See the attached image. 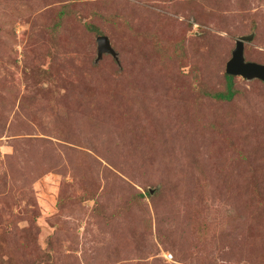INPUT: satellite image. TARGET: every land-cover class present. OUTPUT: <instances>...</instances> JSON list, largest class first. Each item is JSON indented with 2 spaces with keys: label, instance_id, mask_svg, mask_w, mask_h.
I'll use <instances>...</instances> for the list:
<instances>
[{
  "label": "rangeland",
  "instance_id": "rangeland-1",
  "mask_svg": "<svg viewBox=\"0 0 264 264\" xmlns=\"http://www.w3.org/2000/svg\"><path fill=\"white\" fill-rule=\"evenodd\" d=\"M242 35L264 64V0H0V264H264Z\"/></svg>",
  "mask_w": 264,
  "mask_h": 264
},
{
  "label": "water",
  "instance_id": "water-1",
  "mask_svg": "<svg viewBox=\"0 0 264 264\" xmlns=\"http://www.w3.org/2000/svg\"><path fill=\"white\" fill-rule=\"evenodd\" d=\"M252 35H242L235 41V46L231 52V57L225 64V72L231 76H241L245 79L257 78L264 82V64L255 61H246L244 58V42L249 41ZM97 43V58H100L103 53H109L116 58V52L111 47L110 41L106 35H98Z\"/></svg>",
  "mask_w": 264,
  "mask_h": 264
},
{
  "label": "trees",
  "instance_id": "trees-1",
  "mask_svg": "<svg viewBox=\"0 0 264 264\" xmlns=\"http://www.w3.org/2000/svg\"><path fill=\"white\" fill-rule=\"evenodd\" d=\"M232 78L233 77L231 75L227 73L225 74V79H226L225 92L215 93L214 94L215 97L225 100H230L232 98V96L234 95Z\"/></svg>",
  "mask_w": 264,
  "mask_h": 264
},
{
  "label": "built area",
  "instance_id": "built-area-1",
  "mask_svg": "<svg viewBox=\"0 0 264 264\" xmlns=\"http://www.w3.org/2000/svg\"><path fill=\"white\" fill-rule=\"evenodd\" d=\"M165 257L167 258V257H171V254L170 253H168L167 255H165Z\"/></svg>",
  "mask_w": 264,
  "mask_h": 264
}]
</instances>
